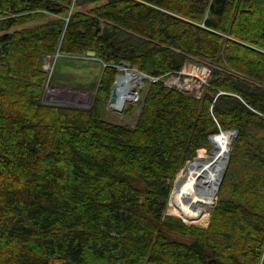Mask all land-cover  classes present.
<instances>
[{"label": "trees", "instance_id": "obj_1", "mask_svg": "<svg viewBox=\"0 0 264 264\" xmlns=\"http://www.w3.org/2000/svg\"><path fill=\"white\" fill-rule=\"evenodd\" d=\"M86 51L91 106L45 103L43 59ZM192 60L198 97L164 84ZM123 64L158 77L132 127L103 119ZM222 131L217 202L187 226L176 172ZM0 264H264V0H0Z\"/></svg>", "mask_w": 264, "mask_h": 264}, {"label": "rangeland", "instance_id": "obj_2", "mask_svg": "<svg viewBox=\"0 0 264 264\" xmlns=\"http://www.w3.org/2000/svg\"><path fill=\"white\" fill-rule=\"evenodd\" d=\"M41 63L43 64V68L48 75V79L44 86L43 92V100L45 103L73 106L83 109L91 106L94 96L93 94L97 88L96 85L98 84V77L101 69L98 60H96V56L95 59H91L86 57L85 55L82 57H76L55 54L53 56H46ZM206 67L210 68L211 66L202 61H187L183 65L182 69H180L181 71L178 75L172 74L164 79V82L180 87L183 91L191 93H201V85L199 81L205 76ZM123 68L124 67L118 69L117 66V75H124L125 72L130 73L129 71L131 70L127 69L124 72ZM139 81L136 84L137 88L135 89L134 87V92L135 90L138 91L140 89V95V91L147 88V83L145 78L142 79L141 83ZM71 95H77V97L79 96V98L75 100ZM136 103L132 101H126V103L118 109L112 108L107 102L104 111H102L103 119L111 123L123 124L132 127L139 112V108ZM129 110L130 113H128ZM209 146L210 149L205 151L208 154L199 153L202 151L200 150L197 152L198 156L196 155L197 157L193 159V161L208 157L213 148L212 141ZM191 162L192 161H187L186 164L178 172H176L175 180L168 198L169 200L166 205L165 214L180 218L187 226L192 225L198 228L205 229L208 226V222L210 221V215L212 212L211 210H213L217 202L219 189L216 190L214 196L211 199V202L204 207L199 205L187 204L185 201H183V199H180L179 194L175 192V184L177 180L183 175L185 168ZM184 205L189 207L191 210ZM171 207L176 208L177 210H183L184 212L193 215H187L177 212Z\"/></svg>", "mask_w": 264, "mask_h": 264}, {"label": "bare ground", "instance_id": "obj_3", "mask_svg": "<svg viewBox=\"0 0 264 264\" xmlns=\"http://www.w3.org/2000/svg\"><path fill=\"white\" fill-rule=\"evenodd\" d=\"M141 78L142 76L135 73H130L123 77H118L116 80L115 93L116 100L111 103L112 108H121L127 99H130V87H126V92L121 97L119 94L120 88L123 84L128 82L130 78ZM53 95V94H52ZM75 100L79 98L77 95H71ZM88 96V95H87ZM214 138V137H213ZM210 139L213 148L208 157L192 161L184 170L183 175L177 180L175 184V192L187 204L207 206L217 190V183H219L225 169L226 160L228 157L229 144L231 141V134L221 132L217 137Z\"/></svg>", "mask_w": 264, "mask_h": 264}, {"label": "built area", "instance_id": "obj_4", "mask_svg": "<svg viewBox=\"0 0 264 264\" xmlns=\"http://www.w3.org/2000/svg\"><path fill=\"white\" fill-rule=\"evenodd\" d=\"M122 67H124L123 69H124V72H125V70H131V71H129L130 73H135V74H139V75H141L142 77L141 78H137V77H134V78H130L129 80H128V82H126L125 84H123L122 86H121V88H120V91H119V94H120V96L122 97L123 95H124V93L126 92V87L125 86H129L130 87V92H131V97H130V99H127L126 101H132V102H137L138 101V96H139V90L138 91H136L135 90V92H134V87H135V89L137 88V83H138V81L141 83L142 82V79L143 78H145L146 80H149V81H151V82H155V81H157L158 80V77H155V78H153V77H148L147 75H145L144 73H142V72H138V70L134 67H131V66H129L128 64H123V65H121V66H118V69L120 68H122ZM206 69V74H205V76L203 77V78H201L200 79V85H202L203 83H204V81H206V78H207V76H208V74H209V69H207V67L205 68ZM130 73H127V72H125V74L124 75H116V77H115V80H114V82H115V84H116V80H117V78L118 77H123V76H125V75H128V74H130ZM135 80V81H134ZM164 84H167V83H165L164 82ZM168 85H170V84H168ZM174 86V85H173ZM115 87V86H114ZM179 89H181L180 87H178ZM182 90V89H181ZM191 93V92H190ZM199 94H200V92H193V95H195V96H199ZM126 101H125V103H126ZM124 103V104H125ZM111 103H109V105H110Z\"/></svg>", "mask_w": 264, "mask_h": 264}, {"label": "water", "instance_id": "obj_5", "mask_svg": "<svg viewBox=\"0 0 264 264\" xmlns=\"http://www.w3.org/2000/svg\"><path fill=\"white\" fill-rule=\"evenodd\" d=\"M85 56L88 57V58H94L95 59V56H96V52L95 51H86L85 52ZM136 68V67H135ZM114 85H115V82H113V85L112 86V89H111V92H110V96L108 98V103H114L115 100H116V93H115V88H114ZM62 103V102H60ZM224 133H230L231 134V140L232 138L235 136V133L234 131H222ZM211 137V136H210ZM210 137H209V141H210ZM231 148H229V152H230ZM229 157H230V154H228V157H227V160H226V165H225V169H224V173H225V170L226 168L228 167V163H229ZM224 173L219 181V183H221L222 179H223V176H224ZM219 183H217V190L219 189Z\"/></svg>", "mask_w": 264, "mask_h": 264}]
</instances>
